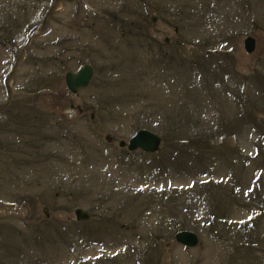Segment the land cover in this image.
I'll use <instances>...</instances> for the list:
<instances>
[{"label":"rangeland","instance_id":"obj_1","mask_svg":"<svg viewBox=\"0 0 264 264\" xmlns=\"http://www.w3.org/2000/svg\"><path fill=\"white\" fill-rule=\"evenodd\" d=\"M0 264H264V0H0Z\"/></svg>","mask_w":264,"mask_h":264},{"label":"water","instance_id":"obj_2","mask_svg":"<svg viewBox=\"0 0 264 264\" xmlns=\"http://www.w3.org/2000/svg\"><path fill=\"white\" fill-rule=\"evenodd\" d=\"M70 1V0H69ZM156 17L153 16L152 20ZM256 46V41L253 37H246L244 40V49L246 52L251 53ZM93 74V68L88 63H84L76 72L67 71L65 73V83L67 88L76 94L80 89L86 87ZM161 142V137L156 133L147 130L139 129L135 134L129 139L127 143L128 151L141 150L145 153H154L159 150ZM120 147L126 146L125 141L121 140L119 142ZM46 208H44V213H46ZM74 214L76 220L86 221L89 219L90 214L82 208H75ZM175 239L178 243L186 247H194L198 244L197 235L189 230H180L175 234Z\"/></svg>","mask_w":264,"mask_h":264},{"label":"bare ground","instance_id":"obj_3","mask_svg":"<svg viewBox=\"0 0 264 264\" xmlns=\"http://www.w3.org/2000/svg\"><path fill=\"white\" fill-rule=\"evenodd\" d=\"M91 83V82H90ZM64 167H67L66 165L64 166ZM66 170H68V171H71V169L70 168H66ZM111 172V171H110ZM115 172V171H114ZM75 174H78V175H80V176H83L85 173H84V170L83 169H80V172H71V175H75ZM124 183V182H123ZM125 198V197H124Z\"/></svg>","mask_w":264,"mask_h":264}]
</instances>
